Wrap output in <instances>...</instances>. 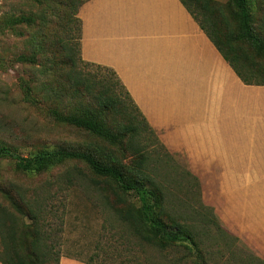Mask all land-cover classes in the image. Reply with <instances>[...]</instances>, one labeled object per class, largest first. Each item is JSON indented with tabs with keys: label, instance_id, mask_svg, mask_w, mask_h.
<instances>
[{
	"label": "trees",
	"instance_id": "1",
	"mask_svg": "<svg viewBox=\"0 0 264 264\" xmlns=\"http://www.w3.org/2000/svg\"><path fill=\"white\" fill-rule=\"evenodd\" d=\"M87 1L68 0L71 11L64 24L67 37L61 40L64 58L73 65H77V62L96 65L111 72L115 78L108 81L107 78L92 76L87 77L85 82L82 76H74L70 85L72 96L80 98L75 105L76 111L64 112L50 106L46 108V113L54 121L88 131L101 142L93 148L47 149L30 156H23L11 147L0 144V158H12L20 170L39 173L66 161L86 164V168L74 166L67 171L66 182L65 179L59 181V189L60 185L67 183L75 187L83 186L112 210L121 226L117 230L116 225L111 227L115 230L112 232L115 243L96 245L94 251L82 260L85 264H264V259L254 255L247 246L235 243L239 240L238 236L224 227L212 208L202 203L204 209L210 212L194 210L186 215L170 205L165 186L154 176L155 169L149 167L147 148L140 146L138 141L142 131L149 130L157 135L155 129L113 69L85 61L82 57V20L79 11ZM181 1L240 79L247 85L263 86L264 34L254 27L253 0H231L229 15L221 8L217 7L216 10L212 0ZM216 13L218 17H215ZM5 22L10 25H32L34 17L20 14L9 17ZM42 38L40 34H34L31 38L37 54H21L18 60L34 64L45 50ZM46 60V63L55 62ZM30 81L21 79V86L25 89L24 98L39 106L38 99L31 95L33 87ZM44 86L46 89L60 87L49 83H44ZM57 95L62 97L60 90ZM156 140L160 141L158 135ZM185 172L193 178L201 196L199 178L191 171ZM6 185H0V191L10 201L13 210L0 204V263L60 264L63 217L58 223V230L53 228L44 213V200L47 197H39L35 202L29 196L32 189L18 183ZM25 217L29 221H25ZM201 224L215 226L224 236L231 238V245L227 242L220 252L214 251L212 245L206 246L199 230ZM217 254L231 256L230 263L229 260L216 261ZM206 255L211 256L209 260Z\"/></svg>",
	"mask_w": 264,
	"mask_h": 264
},
{
	"label": "rangeland",
	"instance_id": "2",
	"mask_svg": "<svg viewBox=\"0 0 264 264\" xmlns=\"http://www.w3.org/2000/svg\"><path fill=\"white\" fill-rule=\"evenodd\" d=\"M212 1L215 9L221 8L229 15L231 0ZM253 3L255 30L264 34V0H253ZM70 11L68 0H0V144L23 156L47 149L93 148L101 142L88 131L54 121L46 113L50 106L64 112L76 111L75 105L80 98L72 96L70 85L74 76H82L85 82L92 76L107 78L108 81L115 78L111 72L96 65L79 62L73 65L65 60L61 40L67 37L64 24ZM20 14L33 16L34 23L10 25L5 22L9 17ZM197 16L202 19L198 13ZM215 17H218L217 13ZM34 34L43 36L44 53L34 64L19 61L21 54H37L31 39ZM46 59L55 62L46 63ZM21 79L32 80L31 95L38 99L39 106L25 100ZM44 83L60 87L46 89ZM59 90L62 97L57 95ZM157 135L149 130L142 131L138 141L140 146L147 148L149 167L155 169L154 176L165 186L170 205L186 215L194 210L202 211L203 204L212 208L224 227L238 236L236 244L247 246L254 255L264 259V184L222 182L226 177H216L212 168L192 167L184 153L171 152L159 136L160 141L156 140ZM74 166L86 168L84 162L72 160L48 171L25 172L17 167L14 159L0 158V185L22 184L33 190L29 196L35 202L39 197H47L44 213L53 228L58 230L61 217L65 220L61 232L60 264H85L82 260L94 251L96 245L115 243L112 232L121 226L112 210L83 186L67 183L60 185L59 189V181L65 179L67 171ZM187 170L199 178L201 196L193 178L185 172ZM201 173H204L202 177ZM0 204L13 210L1 191ZM204 212L210 211L205 208ZM25 221L29 218L25 217ZM113 225L117 226L115 230L111 229ZM199 230L204 244L212 245L214 251L224 250L227 242L231 245V238L224 236L215 226L201 224ZM1 233L0 226V246ZM180 253L183 254L182 249ZM209 257L206 255L208 260ZM215 260L219 263L229 260L230 263L231 256L217 254Z\"/></svg>",
	"mask_w": 264,
	"mask_h": 264
},
{
	"label": "crops",
	"instance_id": "3",
	"mask_svg": "<svg viewBox=\"0 0 264 264\" xmlns=\"http://www.w3.org/2000/svg\"><path fill=\"white\" fill-rule=\"evenodd\" d=\"M79 16L83 59L116 72L171 152L264 184V86L240 79L181 0H88Z\"/></svg>",
	"mask_w": 264,
	"mask_h": 264
}]
</instances>
